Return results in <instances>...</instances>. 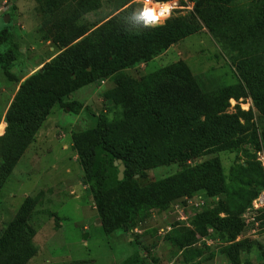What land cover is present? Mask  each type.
Masks as SVG:
<instances>
[{"label": "trees", "instance_id": "1", "mask_svg": "<svg viewBox=\"0 0 264 264\" xmlns=\"http://www.w3.org/2000/svg\"><path fill=\"white\" fill-rule=\"evenodd\" d=\"M37 1L40 40L59 52L19 84L5 114L0 192L52 110L78 90L113 78L114 87L103 95L105 110L96 115L87 109L95 126L72 134L81 184L104 234L126 233L140 214L166 212L176 202L198 196L217 203L192 215L195 231L176 232L175 248L183 263L199 264L201 251L192 244L196 235L207 236V227L213 230L211 238L219 234L223 242L235 241L243 229L241 214L264 190V170L253 161L245 167L235 164L226 175L218 157L203 158L237 153L246 146L264 153V0H190V14L160 23L145 21L141 6L132 5L100 26L86 21L100 10V0ZM11 9L13 5L9 17ZM202 29L226 54L236 74L233 84L203 93L182 63L145 75L125 74ZM9 34L7 28L0 32V45L10 40ZM14 61L11 49L0 55L8 79L13 78L9 70ZM246 98L261 113L257 123L249 112L225 113L230 99ZM76 106L68 103L70 110ZM117 161L125 167L122 181ZM168 166H176V172L145 186L134 178ZM29 204L25 201L0 232V264H27L37 253L27 219ZM253 252L258 264H264V250L256 242L242 240L220 250L229 264H252ZM138 262L155 264L146 255Z\"/></svg>", "mask_w": 264, "mask_h": 264}, {"label": "rangeland", "instance_id": "2", "mask_svg": "<svg viewBox=\"0 0 264 264\" xmlns=\"http://www.w3.org/2000/svg\"><path fill=\"white\" fill-rule=\"evenodd\" d=\"M100 1V10L86 17L89 24L100 26L132 5L135 9L140 5L139 0ZM37 2L0 0V11L7 8L0 16V32L7 28L10 33V40L0 45V55L8 49L15 54V61L9 70L12 79L5 76L0 66V137L5 133L4 117L17 94L19 84L59 52L50 43L40 40L37 33ZM189 3L190 10H175L169 18L190 14L194 3L190 0ZM11 5V16L4 23V15H8ZM150 11L157 17L167 13L161 16L152 9ZM177 63L188 68L203 93H214L236 80L226 54L205 29L172 45L151 62L135 65L125 74H150ZM113 87V78L99 81L78 90L71 98L64 100L62 105H57L0 192V232L14 219L24 202H30L32 211L27 219L37 253L27 264H140L138 261L144 255L154 260L155 264H184L181 253L175 248L178 243L176 232L183 228L195 231L190 225L192 215L205 206L212 209L217 203V200L206 203L198 196L183 199L166 212L140 214L126 233L104 234L100 222H97L99 220L93 200L81 184L82 171L72 147V134L95 126V118L87 109L96 115L102 113L105 110L103 95ZM68 103L77 106L70 110ZM239 111L251 113L254 123H257L261 114L253 107L250 98L237 101L230 99L225 113L231 115ZM240 123L243 124V121ZM217 157L226 175L235 164L245 167L253 161L258 162L264 170V153L257 152L253 147H243L240 152L233 154H214L203 158V161ZM176 169V166L163 167L146 171L134 178L140 186H145L171 176ZM246 211L247 208L240 217L243 229L233 242H223L219 234L211 238L213 230L210 227H207V236L196 235V242L192 245L201 251L199 264H229L220 250L242 240L256 242L264 250V215L252 216ZM220 217L225 216L221 214ZM171 233V238L166 239ZM187 240L191 244V238L187 237ZM241 258L243 260L246 257L242 255ZM250 262L258 264L255 252L250 256Z\"/></svg>", "mask_w": 264, "mask_h": 264}, {"label": "built area", "instance_id": "3", "mask_svg": "<svg viewBox=\"0 0 264 264\" xmlns=\"http://www.w3.org/2000/svg\"><path fill=\"white\" fill-rule=\"evenodd\" d=\"M139 1L141 6L140 16L145 21H147V19L144 17L143 11L152 9L158 15L162 10V7L167 6V8L169 9L168 13L165 16L159 17L160 19L155 23H160L163 20L168 19L170 17V14L175 10H183V9L190 10L191 8L189 0H174L166 4L154 3L152 0H139ZM147 22L153 23L151 21H147ZM246 212L251 214L252 216L264 214V190L252 201L250 207L247 209Z\"/></svg>", "mask_w": 264, "mask_h": 264}, {"label": "water", "instance_id": "4", "mask_svg": "<svg viewBox=\"0 0 264 264\" xmlns=\"http://www.w3.org/2000/svg\"><path fill=\"white\" fill-rule=\"evenodd\" d=\"M6 10H7V8H4L3 10H1L0 16H2ZM8 20H9V16L4 15V23H7ZM114 166L117 167V169H118V181H122L123 180V173L125 171V167L122 165L121 161L114 162ZM97 222L99 223V221H97Z\"/></svg>", "mask_w": 264, "mask_h": 264}, {"label": "clouds", "instance_id": "5", "mask_svg": "<svg viewBox=\"0 0 264 264\" xmlns=\"http://www.w3.org/2000/svg\"><path fill=\"white\" fill-rule=\"evenodd\" d=\"M165 10H166V12L169 11V9H168L167 7H165ZM144 12H145V11H143V15H144ZM144 17L147 19V21H151V22H153V23L157 22V21L160 19V18L157 17V16H155V19H153V18H151V17H148V16H145V15H144ZM165 18H166V17H165ZM146 26H148V25L146 24Z\"/></svg>", "mask_w": 264, "mask_h": 264}, {"label": "snow or ice", "instance_id": "6", "mask_svg": "<svg viewBox=\"0 0 264 264\" xmlns=\"http://www.w3.org/2000/svg\"><path fill=\"white\" fill-rule=\"evenodd\" d=\"M164 11L166 12L165 9H164ZM144 15H145V16H148V17H151V18H153V19H155V16L153 15L152 11H150V10H146V11L144 12Z\"/></svg>", "mask_w": 264, "mask_h": 264}, {"label": "bare ground", "instance_id": "7", "mask_svg": "<svg viewBox=\"0 0 264 264\" xmlns=\"http://www.w3.org/2000/svg\"><path fill=\"white\" fill-rule=\"evenodd\" d=\"M167 7V6H166ZM164 9H165V6L164 7H162V10L160 11V15L162 16V15H164L166 12L164 11ZM167 13H168V11H167ZM166 13V14H167ZM165 16V15H164Z\"/></svg>", "mask_w": 264, "mask_h": 264}]
</instances>
